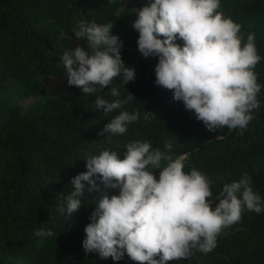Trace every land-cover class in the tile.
Here are the masks:
<instances>
[{
  "label": "trees",
  "instance_id": "trees-1",
  "mask_svg": "<svg viewBox=\"0 0 264 264\" xmlns=\"http://www.w3.org/2000/svg\"><path fill=\"white\" fill-rule=\"evenodd\" d=\"M145 2L0 0V264H147L126 253L113 261L82 248L94 197L101 189L108 194L117 189L104 188L97 179L100 189L89 191L82 181L78 209L70 216L61 211L70 177L86 170L85 156L109 148L123 158L130 139L185 156L184 170H202L214 182V193L247 173L253 190L264 199V0H220L216 9L240 23L242 45L248 33L254 34L261 59L253 70L262 87L257 93L260 105L245 128L215 131L173 99L171 90L154 83L157 58L139 53L138 32L132 27L135 10ZM81 20L113 23L111 31L123 40L122 59L135 68V78L125 86L119 76L112 81L121 97L127 91L134 97L123 108L138 113L123 134L100 131L109 117L79 86L46 95L45 77L64 76L61 52L71 51L76 40L86 46L72 31ZM28 96L38 100L25 108L21 101ZM159 171L153 169L154 174ZM36 228L51 229L52 235L41 238ZM166 264H264V211L242 210L238 221L221 229L211 251L192 249L187 257Z\"/></svg>",
  "mask_w": 264,
  "mask_h": 264
},
{
  "label": "clouds",
  "instance_id": "clouds-1",
  "mask_svg": "<svg viewBox=\"0 0 264 264\" xmlns=\"http://www.w3.org/2000/svg\"><path fill=\"white\" fill-rule=\"evenodd\" d=\"M219 4L220 0H146L132 22L139 53L157 58L154 83L171 90L172 98L182 101L209 131L245 128L260 105L257 93L262 87L253 70L261 59L254 34L248 33L242 45L240 23L216 11ZM112 27L109 22L79 21L72 31L86 46L64 50L60 60L67 83L94 96V107L109 117L100 131L123 134L138 113L123 108L134 97L129 91L121 97L112 81L119 76L125 86L135 78V68L122 59L123 40ZM124 148L123 158L109 148L86 155V170L70 177V191L63 196L61 211L70 216L81 204L82 181L89 191L100 189L97 179L104 188L118 190L108 194L101 189L94 197L81 241L86 253L113 261L126 253L134 261L166 264L187 257L192 249L211 251L221 229L238 221L242 210L264 211V199L253 190L247 173L214 193V182L202 170H184L185 156L141 139L128 140ZM35 235L43 238L52 231L36 228Z\"/></svg>",
  "mask_w": 264,
  "mask_h": 264
},
{
  "label": "rangeland",
  "instance_id": "rangeland-1",
  "mask_svg": "<svg viewBox=\"0 0 264 264\" xmlns=\"http://www.w3.org/2000/svg\"><path fill=\"white\" fill-rule=\"evenodd\" d=\"M124 1H125V5H138L139 3L145 0H124ZM75 42H76L75 46L77 45L84 46L83 44L79 43L78 40H76ZM45 85H46V95H55L58 93H64L69 84L67 83L66 76L64 75L60 77L46 76ZM37 100L38 98L35 96H28L25 97L21 101V103L24 105L25 108H28L32 104H34Z\"/></svg>",
  "mask_w": 264,
  "mask_h": 264
}]
</instances>
